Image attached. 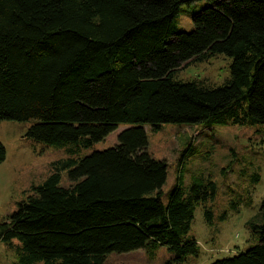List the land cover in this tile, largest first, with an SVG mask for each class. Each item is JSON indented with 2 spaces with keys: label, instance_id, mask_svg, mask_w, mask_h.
<instances>
[{
  "label": "trees",
  "instance_id": "1",
  "mask_svg": "<svg viewBox=\"0 0 264 264\" xmlns=\"http://www.w3.org/2000/svg\"><path fill=\"white\" fill-rule=\"evenodd\" d=\"M197 1L0 0V122L32 121L28 138L77 155L0 224L18 264H108L158 247L174 254L165 264L198 254L196 207L217 186L179 179L165 199L168 164L149 153L146 127L264 125V0H207L193 31H179L182 7ZM216 54L232 59L222 85L177 79L183 64ZM121 125L118 144L80 156ZM6 158L0 141V165ZM251 224L252 246L212 264H264V223Z\"/></svg>",
  "mask_w": 264,
  "mask_h": 264
},
{
  "label": "rangeland",
  "instance_id": "2",
  "mask_svg": "<svg viewBox=\"0 0 264 264\" xmlns=\"http://www.w3.org/2000/svg\"><path fill=\"white\" fill-rule=\"evenodd\" d=\"M209 2L200 0L182 7L176 19L181 32H192L193 20ZM232 59L225 54L209 56L202 61L183 64L177 79L196 80L219 86L231 79ZM32 121H1L0 141L7 158L0 165V224L17 210V204L31 194L33 186L44 182L55 164L77 158L73 147H55L27 137ZM127 127L121 125L102 142L80 151V156L103 151L118 144V135ZM148 151L154 159L166 161L168 177L163 191L165 199L181 179L190 187L194 179L211 180L217 186L216 196L196 207L191 234L200 245L198 254L184 264H212L231 258L251 245V223H264V125H174L164 124L158 130L146 127ZM63 185H69L66 173ZM211 221L206 220V211ZM174 257L167 247L153 253L140 249L113 253L108 264H165ZM0 264H18L14 252L0 241Z\"/></svg>",
  "mask_w": 264,
  "mask_h": 264
}]
</instances>
